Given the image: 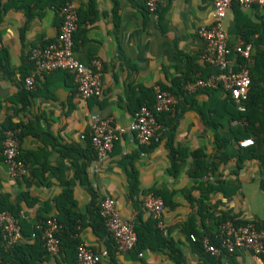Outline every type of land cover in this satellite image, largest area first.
I'll return each instance as SVG.
<instances>
[{"label":"crops","instance_id":"0c3cea01","mask_svg":"<svg viewBox=\"0 0 264 264\" xmlns=\"http://www.w3.org/2000/svg\"><path fill=\"white\" fill-rule=\"evenodd\" d=\"M48 1L0 0V124L9 117L13 123L28 125L32 131L19 141L27 170L24 177H9L0 160V195L22 210L20 227L23 222L32 230L38 222L37 212L45 204L50 212L42 215L53 217V200L66 186L73 191L76 209L87 224L85 213L90 196L74 172L76 165L86 161L82 152L89 140L90 116L111 118L116 125L127 127L139 103L145 97L151 98L155 86L170 87L187 79L205 78L207 70L199 59L205 43L197 31L214 22L210 0H163L155 16L145 10V0H73L78 12L74 57L86 65L93 59L102 65L99 96L82 101L71 75L63 71L36 76L32 92L23 87V80L32 69L27 59L30 48L51 43L58 32V10L48 6ZM240 11L245 17H237L239 24H259L257 17L264 13L261 9ZM235 17L231 9L224 21L231 48L244 45L235 29ZM230 60L234 69L235 55ZM196 99L201 104L206 96L198 94ZM182 100L178 106L184 110L174 134L175 143L188 152L202 149L210 155V130ZM154 141L156 146L148 150L133 135L125 133L103 162L93 161L86 168L89 185L99 199L115 200L117 214L124 221H134L137 206L142 222L155 223L141 205L144 196L151 191L171 192L173 208L165 207L164 212L166 234L157 231L180 249L184 264H264L263 257L245 250L221 257L193 250L183 232V226L190 221L196 232L214 236L222 214L241 222L261 223L264 193L259 187L258 163L246 161L237 171L232 159L219 166L216 177L197 183L187 175V158L178 177L172 178L167 174L170 163L165 139H159L158 134ZM131 156H135L133 167L139 181L138 196L133 199L129 195V170L124 165ZM217 180L225 183L222 191L208 195L201 192L199 185H214ZM22 194L27 195L30 207L20 201ZM188 195L194 203L186 200ZM206 195L207 200L202 202L208 209L201 215L196 201ZM77 239L94 252L104 253L103 264H176L166 249H156L154 241L153 250L118 253L115 247L109 250L107 238L97 236L89 226L78 228ZM33 244L34 239L24 237L20 246ZM27 252L33 256L30 264H57L49 255L38 259L36 251Z\"/></svg>","mask_w":264,"mask_h":264},{"label":"built area","instance_id":"2783aa9c","mask_svg":"<svg viewBox=\"0 0 264 264\" xmlns=\"http://www.w3.org/2000/svg\"><path fill=\"white\" fill-rule=\"evenodd\" d=\"M163 0H145V10L155 16ZM213 6L214 22L209 27H201L197 35L205 43V49L200 55V62L215 69V73L205 78H195L179 85V94L175 95L161 86H155L153 103L151 106L141 105L133 115L127 127L116 125L111 118L102 119L97 115L90 116L89 140L96 154V160L103 162L111 153L114 144L125 134L133 135L140 146L148 147L152 140L162 131L158 122L162 114L171 117L182 97L193 95L203 90L220 89L223 97L228 96L234 102L237 111L244 112V102L247 100L250 85L249 71L246 64H238L237 70L232 71L230 56H239L245 62L250 58L249 45L229 47L228 35L224 21L234 5L248 10L254 7L264 9V0H210ZM60 24L56 37L45 46L31 47L27 59L32 65L31 72L23 80L26 91L35 90L34 79L41 74L63 71L71 75L78 95L82 101L91 97H98L102 87V65L93 59L89 64L79 62L73 54L74 34L78 27V12L73 0H63L58 7ZM1 49V43H0ZM19 131H6L0 143L1 157L7 167L8 175L14 179H21L27 174L26 166L20 159ZM239 147L248 148L254 145L252 139L238 142ZM143 209L155 221V229L166 234L164 223L165 206L160 197L147 193L142 200ZM8 212L0 213V239L4 252L18 246L22 241L20 220ZM99 216L104 227L113 241L118 253L134 250L137 237L134 232V221L120 219L116 210V202L106 198L99 205ZM62 226L54 217H46L35 224L31 239L37 238L51 258H55L60 250L58 235ZM190 242H197L194 235H190ZM211 242L209 237H203L200 244L203 250L214 257L233 255L236 251L245 250L257 257L264 258V226L257 228L249 222L236 225L232 221H225L218 225ZM84 244H79L76 250L77 264H103L102 257ZM0 264H12L2 262Z\"/></svg>","mask_w":264,"mask_h":264},{"label":"trees","instance_id":"16d2710c","mask_svg":"<svg viewBox=\"0 0 264 264\" xmlns=\"http://www.w3.org/2000/svg\"><path fill=\"white\" fill-rule=\"evenodd\" d=\"M63 0H49L48 6H55L58 9L59 5ZM240 7L234 5L232 7L233 12H235V29L237 35L241 38L244 45H249L251 48L250 58L248 62L242 60L239 56H235L236 61L234 69L230 68L232 71L237 70L238 64H246L249 71L250 85L248 89L247 100L244 102V112H239L236 109L234 102L230 97H223L220 89L213 90H203L196 94L182 97V101L189 105L199 117L201 123L210 130L212 134V153L210 155L206 154L202 149L188 152L185 149H180L178 144L174 141V134L178 127V123L181 119L184 108L177 106L175 114L171 117L168 114H162L158 118V122L162 124V131L159 133V139H165L166 148L168 152L169 168L167 169V174L172 178H177L180 171L184 166V160L190 158V164L188 166L187 175L190 179L198 182H202L203 179H208L211 177H216V173L219 166L225 165L230 160L235 159V166L237 171L240 170L243 164L247 161H256L260 170L259 187L264 193V13L257 17L259 24L251 23L250 21L246 23L239 24L237 17L244 18L245 15L240 11ZM255 11H259L258 8H252ZM264 11V9H261ZM231 57V56H230ZM207 73L205 77L215 73V69L208 65H204ZM194 80V79H193ZM192 80H186L182 83H186ZM182 83H173L170 87H162L169 90L171 93L179 94V85ZM202 94L206 96L205 102L199 104L196 96ZM21 99H25L23 95L20 96ZM19 97V98H20ZM153 92L151 98L145 97L141 103L137 106V109L146 104L151 106L153 103ZM24 103V100H21ZM136 109V110H137ZM135 110V111H136ZM227 131H224V129ZM19 131V141L22 136L26 134H32V131L28 125L15 124L11 121V118H6L0 124V143L6 131ZM252 139L254 145L248 148H241L238 142L244 139ZM156 146L154 140L148 146V150L153 149ZM83 153L85 156V164L81 166L76 165L74 177L86 187L90 201L87 205L86 216L87 224L84 225L85 220L84 215L80 214L76 209L77 205L73 198V191L70 187H64L60 195L53 200V207L55 209V214L53 217L62 226V230L58 235L60 240V250L58 255L54 258L57 264H77L76 260V250L80 243L77 239L78 228H83L89 226L91 230L97 235L107 238L106 245L110 250L114 248V244L109 234L107 233L103 221L99 216V205L102 200L99 199L96 192H94L88 182L86 176V168L96 160V154L91 147L90 140H88L87 147ZM20 159L23 160V156L20 151ZM135 156H131L125 161L124 165L129 170L128 171V186L129 195L133 199L138 196L139 192V181L136 171L133 167V161ZM0 160L1 157V146H0ZM27 184V183H26ZM200 184V183H199ZM205 184V183H204ZM201 186V187H200ZM201 192L207 195L213 191H222L225 188V183L223 181L217 180L213 184L206 183L205 185H199ZM157 197H160L164 203L165 207L173 208V203L171 199L173 193H168L166 191H151ZM232 193V191H231ZM207 195L201 200H197V212L202 215V211H206L208 208L204 205L202 201L207 200ZM201 198V197H200ZM20 201H24L27 207L32 204L28 201L27 195L22 194L20 196ZM188 202L194 203V199L189 195L186 196ZM136 206V217L134 218V232L137 237V243L135 246L136 251H141L144 248H150L153 250L152 241L157 245L156 249H166L169 252L170 258L176 264H184V257L180 249L173 246L174 244L167 242L162 235L158 233L155 229V223L148 221L142 222L139 216V209ZM8 212L14 217L20 219L22 210L18 205H13L9 202L6 196L0 195V213ZM50 212V207L44 205L42 211L37 212L36 221L44 220ZM225 221H232L236 225H244L249 222H241L235 220L234 217L228 214H222L218 224ZM257 228L264 226V220L261 223H253ZM31 227L25 226L21 222V234L22 238H31L32 233ZM183 232L188 242H190V235H194L197 238V242H190L192 249L194 248L203 251L200 244V240L206 237L205 234H200L194 230V226L188 221L183 226ZM39 235L34 239V244L31 246H16L15 248L4 252L1 247L0 239V261L11 262L12 264H30L33 263L31 258L33 257L27 251H36L38 259L40 257H47L48 254L42 247V243L39 241ZM211 242L215 243L213 236H208ZM30 258V261H29Z\"/></svg>","mask_w":264,"mask_h":264}]
</instances>
